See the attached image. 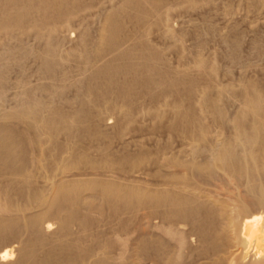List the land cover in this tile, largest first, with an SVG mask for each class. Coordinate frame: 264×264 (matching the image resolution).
Masks as SVG:
<instances>
[{
    "label": "bare ground",
    "instance_id": "1",
    "mask_svg": "<svg viewBox=\"0 0 264 264\" xmlns=\"http://www.w3.org/2000/svg\"><path fill=\"white\" fill-rule=\"evenodd\" d=\"M218 1L0 0V264H264V81L219 84L214 26L188 57L169 23Z\"/></svg>",
    "mask_w": 264,
    "mask_h": 264
},
{
    "label": "rangeland",
    "instance_id": "2",
    "mask_svg": "<svg viewBox=\"0 0 264 264\" xmlns=\"http://www.w3.org/2000/svg\"><path fill=\"white\" fill-rule=\"evenodd\" d=\"M225 1H226V3H225ZM228 1L227 0L218 1L214 6L215 8H213V10H211V11H208V13L211 12V13H209V15H208V13L207 14L206 13L205 14L204 13H201V14L194 13L193 14V13H190V11L187 12V11H184L183 9L178 10V9L174 8L175 10H174L173 15L170 16V19H169L170 22L169 23H171L170 26H171V28L173 27L174 32L179 31V33L181 32L183 35H185L183 43L185 45L184 46L185 50L188 54L186 52L185 53L189 57L193 53L195 43L197 42V41L195 42L197 37L195 38L194 33L198 34L199 32H196V31H200L201 29L206 30L207 25L205 23L210 22L209 24L214 26L213 29H214V31H216V33H214V31L212 33H208V32L205 33L204 32L206 35H203L204 37H202V38L205 39L204 43H205L206 47L204 45L205 48H204V51L202 52V55L206 59H209V60H212L213 58L215 59L216 64L219 67V70L222 71V73L220 72L221 75H219V78H218L219 84H222V85L231 84L235 88V90H238L239 85L242 84L241 83L242 80H244V81H248V80L264 81V42H261V41H264V0H260L261 1L260 5H254L251 7L249 6L248 3L245 4L247 2V0H244L245 1L244 3L241 2L242 0L241 1L240 0H233V1L228 0ZM225 8L230 9L231 12L226 14ZM222 10H224V13L226 15L223 13ZM220 14H221V16H220ZM204 15H205V17H204ZM227 15H230V16H227ZM202 17L205 19L203 20ZM209 19H211V20H209ZM232 19H234V20H232ZM203 21H205V23ZM226 29H228V30H226ZM202 30H201V32H202ZM231 30H233V34H232L233 37L234 36H235L234 38L239 37L238 42L241 43V44H239L240 50L237 54V58L233 62H230V60L228 58V57H230L229 55L231 54L230 51L227 50L228 48L226 46L222 45L223 43L221 41V37H223V35L225 33H228V31H231ZM68 31H69V33L66 32L65 34L68 33L67 36H70L71 43L68 45V42H66V44H65L66 48L70 47V45L73 43V39L75 40V38H76L75 35H77L75 28H73V29L70 28V30H68ZM231 32L229 33L230 35L228 34L229 37H231ZM212 34H216V35H212ZM71 35H72V37H71ZM207 35H208V37H207ZM237 35H239V36H237ZM155 37L152 38V41L155 44H160L159 40L156 39ZM206 38H209V39H206ZM256 42H258V45L262 43L261 44L262 46L259 45V47L263 48L262 50H260V52H258L259 50L255 51L257 48H255L256 45L254 46L253 43H256ZM258 45L256 47H258ZM259 47H258V49H259ZM169 52L170 53L166 52L168 54L167 60L170 63L172 62L171 65H173L175 67V65H177V56H175L174 52H173L174 54L172 53V51H169ZM169 56H171V57H169ZM226 70L229 71V74H227V75H225V72H227ZM8 77H11V78H9L10 80L8 79L9 80L8 83L11 81L9 83L10 87L8 86L6 89L7 91H5L6 95H7L6 96L7 99L5 98L6 100L4 101V103H1V105H3V104L4 105L0 106V113L3 112L2 110H4L5 112L7 110H10L8 108L11 105H13V101H11L13 96L16 95L17 93H19L17 91L18 89L14 88V82H15L16 78H18V75L11 73V74H9ZM35 79L36 78L34 76L29 77V80L30 81L32 80L31 82H34ZM239 80H241V81H239ZM35 83H36V81L34 82V84ZM31 84H33V83H31ZM11 85H12V87H11ZM13 100H14V98H13ZM10 103H11V105H10ZM108 119L110 120V118H107L106 122L108 121V123H109L112 119L110 121ZM145 119H144V122H143V120H142V122H140L139 126H141L142 123H143L142 125L148 124L149 120L148 119L145 120ZM112 121L110 123H112ZM145 121H147V122H145ZM214 129L212 128V130H214ZM216 130L217 129H215V131ZM141 132L142 131L138 132L137 133L138 135L136 133L134 134V136L130 135L129 137H132V140L136 139V141L133 142L130 138V140H128V142L133 144L136 142L140 143L142 141L143 144L147 145V143L151 144L155 140V138L157 137L156 135L151 134L150 132H145V131H143V133H141ZM139 133H141V134H139ZM145 133H147V134H145ZM211 135L214 136V131H213V133H211ZM157 139L159 140V137ZM137 140H139V141H137ZM173 145L174 146L171 150L172 154L176 152L175 151L176 149L178 150V148L175 147V145L177 146V144L174 143ZM36 169H39V168H36ZM106 225H108V223L107 224H105L103 222H102V224L100 223V228L102 227L101 230L103 228L107 227L106 230L103 229L104 232L106 231V234L108 232L107 236H109V237L112 236V238H114L116 235L115 234H114L115 236L112 235L110 228ZM53 226L54 225H51L52 228H53ZM107 230H109L111 232V235H109L110 232ZM129 235H130V237H129ZM129 235L127 234V236H121L120 238H122V240L120 241V244L124 245L123 249L133 250L134 249L133 248L134 247L133 242H132L133 236L130 233H129ZM124 237H126V239ZM116 238H118V237L116 236ZM7 245L8 246L13 245V247L17 246L16 243L11 242V243H8L5 245L7 247V249L11 248V247H8ZM114 252H115L114 257L119 258L121 251L115 250ZM115 254H116V256H115ZM12 255L15 258L16 253H13ZM124 256H125V254H124ZM13 257H12V259H14Z\"/></svg>",
    "mask_w": 264,
    "mask_h": 264
}]
</instances>
